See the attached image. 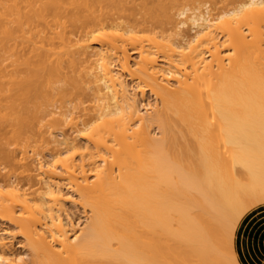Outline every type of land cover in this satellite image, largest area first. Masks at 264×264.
Returning <instances> with one entry per match:
<instances>
[{"label": "bare ground", "instance_id": "bare-ground-1", "mask_svg": "<svg viewBox=\"0 0 264 264\" xmlns=\"http://www.w3.org/2000/svg\"><path fill=\"white\" fill-rule=\"evenodd\" d=\"M250 3L0 0V240L23 234L0 254L264 264V11L232 17Z\"/></svg>", "mask_w": 264, "mask_h": 264}, {"label": "snow or ice", "instance_id": "snow-or-ice-1", "mask_svg": "<svg viewBox=\"0 0 264 264\" xmlns=\"http://www.w3.org/2000/svg\"><path fill=\"white\" fill-rule=\"evenodd\" d=\"M259 7L262 11H264V0H260L259 5H256L255 3H250V4H241L237 6V10L232 13V17L239 18L241 17L247 10H250L252 8ZM181 11L179 13L180 16H185L188 13L189 9L195 10L197 8V5L191 2L187 3H182L180 4ZM225 19L224 16H220L217 22L219 23ZM174 27H179L183 28L185 27V21L177 19L174 23ZM97 36H100L101 33H97ZM103 95V94H101ZM67 119L71 120V116L67 117ZM97 125L96 123L90 124L88 128H86L83 131L78 132L77 134L79 136H84L88 137L91 129L95 128ZM75 152H69L67 155L60 156L54 160L53 163H50L48 165L50 171H55V165H59L64 161H67L70 157L75 156ZM104 159H107L104 157ZM7 171V169H5ZM0 192H3V189H0ZM68 199H71V197H67ZM257 210H262L264 211V199L260 201V207ZM16 235H23L22 233H16V232H6L4 235V239L0 240V244L7 243L9 239H12ZM20 247H23L24 245H19ZM0 264H25V258L23 256L19 257H14L11 255H5V254H0Z\"/></svg>", "mask_w": 264, "mask_h": 264}, {"label": "rangeland", "instance_id": "rangeland-1", "mask_svg": "<svg viewBox=\"0 0 264 264\" xmlns=\"http://www.w3.org/2000/svg\"><path fill=\"white\" fill-rule=\"evenodd\" d=\"M146 98H147V101L151 102V104L152 103L155 104V102H156L155 98L149 92L146 94ZM66 206H67V209L69 210L68 212L74 218L76 223L83 224L85 222L86 215H85V212H84L83 208H81L79 205H76V207H75L71 203H67ZM0 227L5 228V227H7V224L3 223V222H0ZM252 230L258 236L264 235V225L258 226V227H254ZM19 240H20L19 238L14 240V249L16 250V252H18L20 254H24V258L25 257L28 258V256L25 253L26 249L24 247H20L19 246L20 245V241ZM250 255H252L251 251L248 252L247 254H245L242 257L244 264H253V263L250 262V257H249ZM255 257H257L256 259H257L258 264H263V260H262L263 255L261 254L260 251L259 252L255 251Z\"/></svg>", "mask_w": 264, "mask_h": 264}]
</instances>
